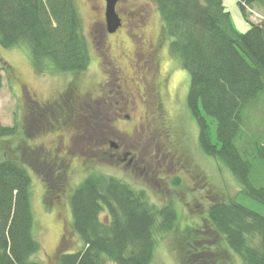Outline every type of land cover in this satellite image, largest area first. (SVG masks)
Listing matches in <instances>:
<instances>
[{
	"label": "trees",
	"instance_id": "1",
	"mask_svg": "<svg viewBox=\"0 0 264 264\" xmlns=\"http://www.w3.org/2000/svg\"><path fill=\"white\" fill-rule=\"evenodd\" d=\"M153 1L165 36L171 39L170 52L190 76L187 108L199 128L201 151L227 167L241 192L264 203V187L253 179L254 171L264 163V137L251 136L264 129L249 133V121L254 118L250 113L259 111L264 117V17H257L261 19L257 23L248 17L253 5L264 10V0H238L250 24L245 33L235 29L224 0ZM0 46L27 47L40 75L56 72L79 77L91 65L76 0H0ZM2 87L0 74V90ZM77 92L69 85L53 105L27 98L26 109L43 120L65 124L82 107H92V102L84 101ZM57 114H63L64 120L59 121ZM17 135L16 123L6 126L0 120V144ZM3 157L0 264H43L34 258L42 247L34 232L29 170L11 156ZM42 161L45 167L50 163L45 157ZM50 171L48 176L58 181L60 173ZM179 182L176 179L173 184ZM46 200L50 203L52 195ZM69 200L72 228L82 245L75 252L61 253L59 264H152L158 238L179 226L174 205L158 206L145 190L103 173L88 175L69 194ZM206 219L210 224L206 228L211 227L244 264H264V216L234 200H222L210 206ZM203 249L193 246L186 252L188 264L222 263Z\"/></svg>",
	"mask_w": 264,
	"mask_h": 264
},
{
	"label": "rangeland",
	"instance_id": "2",
	"mask_svg": "<svg viewBox=\"0 0 264 264\" xmlns=\"http://www.w3.org/2000/svg\"><path fill=\"white\" fill-rule=\"evenodd\" d=\"M76 3L91 53L90 68L82 76L56 72L40 75L32 66L27 47L4 49L0 46V74L3 77L0 120L6 126L15 123L18 126L15 139L0 144V161L5 155L11 156L29 170L36 221L34 232L42 247L34 258L43 264H59L61 253L80 249L81 241L72 228L69 194L88 175L103 173L145 190L149 199L158 206L171 203L177 209L179 226L176 231L158 238L152 264H188L186 252L193 246L203 247L210 258H217L221 264H244L226 247L219 235L210 230L211 227L206 228L210 225L206 219L207 212L214 202L234 200L264 216V203L241 192L239 183L227 167L201 151L199 128L187 108L190 76L182 68L180 60L170 52L171 39L165 36L156 4L153 0H124L123 9L119 11L123 26L116 35H110L103 17L106 2L76 0ZM224 5L231 14L235 29L247 32L250 24L238 0H224ZM252 7L248 17L257 23L261 21L260 16L264 17V10L257 4ZM147 39L155 45L154 50L142 55L147 47L143 41ZM119 60L123 64L117 63ZM115 65L122 66L130 77V83L124 87L129 88V102L122 100L124 91L117 86ZM142 76L148 82L149 90L159 87L163 80H169L164 105L152 103L155 114L153 129L150 135L143 136L140 149L143 153L146 146V158L150 162L148 176L115 165L99 150L102 136L114 137L118 129L131 131L136 119L145 112L143 97L137 95V89L143 85ZM140 77L143 81H139ZM69 85L77 89L78 96L84 101L92 102V107H82L65 124L43 120L36 113H31V109H26L27 98L34 99L37 104L53 105ZM109 96L121 100V105H112L114 99ZM106 102L109 105L101 106ZM122 106V112L138 117L132 122L113 120L105 128L107 115ZM250 114L254 118L249 121V133L253 129H264V117L260 112L252 111ZM57 116L59 121L64 120L63 114ZM251 136L264 137V130H258ZM43 157L50 162L46 167L41 165ZM65 162L69 165H64ZM49 167L60 173L57 174L58 181L48 176L51 173ZM176 179L180 181L177 186L173 184ZM253 179L256 185L264 187V163L254 171ZM63 186L66 190L61 192ZM49 194L52 195L50 203L46 200ZM60 202L62 204L58 205Z\"/></svg>",
	"mask_w": 264,
	"mask_h": 264
},
{
	"label": "flooded vegetation",
	"instance_id": "3",
	"mask_svg": "<svg viewBox=\"0 0 264 264\" xmlns=\"http://www.w3.org/2000/svg\"><path fill=\"white\" fill-rule=\"evenodd\" d=\"M102 1L105 2V0H102ZM123 1L124 0H121L117 4V13L119 14V16H120L119 11L123 9L122 7ZM103 17H105V8L103 11ZM120 18L122 20V26H123V22H124L123 18L121 16ZM121 28L116 33L110 34V35H116L121 30ZM143 43L144 44L147 43V47H145L142 55L152 53L151 51L154 50L155 45L152 42H149L148 39L145 40V42L143 41ZM117 63H119L120 65L123 64L120 60L117 61ZM115 70H116V73L114 74H117V77H116V81L118 82L117 86L122 89L121 90L122 92L124 91L125 93V94L122 93V100H127V102H129L130 100L128 96L129 88L127 87L126 89H124V87L128 85V83H130V77L127 76L126 73H124V68L122 66L119 67L118 65H115ZM142 78H144L143 79L144 81L142 80ZM142 78L140 77L139 81H143L144 86L143 85L142 87L139 86L140 88L137 89L138 91L137 95H139L140 97H143L142 102L145 105V112L140 114L138 117V115L136 114L135 115L133 114L134 115L133 116L132 114H130V112H127V113L122 112L121 108H123L124 106L118 108L117 110H112L113 114H109V116L107 115V122L105 123V128H107V125L110 124V122H112L113 120L114 121L128 120L129 122H132L133 119L138 117L136 119L137 123L136 124L134 123V126L131 131H128L126 129L125 130L118 129V133L114 137L110 135L102 136L101 137L102 140L100 139L101 141H99L100 142L99 150L103 154L108 155V157L112 160V162L115 165L117 166L121 165L123 168H125L128 171H131L132 173H139V174L144 173L146 174V176H148L149 173L147 172V170H149L148 165L150 164V162L146 158L147 157L145 153L146 146L144 145L143 153H140V149H141V146L144 140L143 136L150 135L153 129L155 114L153 111L152 103L154 102L155 104H158L161 107L164 105V98H166L165 96L167 95L169 80L167 82L166 80H163L158 85L159 87H156L154 89L152 88L151 90H149L147 86L148 82L146 81L144 76H142ZM131 81L132 83H135L133 78H131ZM136 86H138V84ZM110 97L111 96H109V98ZM110 99H109V102H110ZM113 99L114 101L112 102L113 104L111 103L112 105H116V106L121 105L120 104L122 102L121 100H118L117 98H113ZM97 104H99V100L97 101ZM104 105H109V104H107L106 102L101 106H104ZM134 109L135 108L131 109L132 112ZM156 117L158 116L156 115ZM140 133H142L141 136H140ZM56 159H59V157H56ZM68 163L67 164L64 163V165H69Z\"/></svg>",
	"mask_w": 264,
	"mask_h": 264
},
{
	"label": "water",
	"instance_id": "4",
	"mask_svg": "<svg viewBox=\"0 0 264 264\" xmlns=\"http://www.w3.org/2000/svg\"><path fill=\"white\" fill-rule=\"evenodd\" d=\"M121 0H105V21L108 34L116 33L122 27V20L117 13V4Z\"/></svg>",
	"mask_w": 264,
	"mask_h": 264
},
{
	"label": "built area",
	"instance_id": "5",
	"mask_svg": "<svg viewBox=\"0 0 264 264\" xmlns=\"http://www.w3.org/2000/svg\"><path fill=\"white\" fill-rule=\"evenodd\" d=\"M257 15V14H256Z\"/></svg>",
	"mask_w": 264,
	"mask_h": 264
}]
</instances>
